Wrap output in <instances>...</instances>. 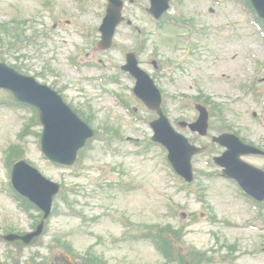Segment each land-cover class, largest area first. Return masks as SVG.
Listing matches in <instances>:
<instances>
[{
    "label": "rangeland",
    "instance_id": "rangeland-1",
    "mask_svg": "<svg viewBox=\"0 0 264 264\" xmlns=\"http://www.w3.org/2000/svg\"><path fill=\"white\" fill-rule=\"evenodd\" d=\"M46 1L0 0V23L14 17L30 20L25 27L29 37L26 46L19 51L0 45V55L8 64L21 65L26 74L52 85L73 108L92 114L90 125L100 132L103 133L107 124L119 128L123 140H112L114 152L107 147L105 139L93 138L74 165L61 166L46 158L37 136L26 137L23 145L32 163L40 166L52 180L68 188L79 187L66 194L72 207L60 197L62 192L54 197L55 209L50 222L46 223L43 243L26 246L21 251V261L36 254L39 260L47 257L50 264H56L55 259L67 252L65 247L53 244L57 238H63L81 256L91 250L109 264H163L165 259L154 248L153 240L142 238L139 228L171 222L175 226H186L181 244L208 251L215 258L226 254L227 249H221L225 241L237 245L242 252L235 262L218 263L220 259H217L208 264H264V255L245 254L246 250L264 242V230H249L244 223L254 218V213L229 185L207 174L219 170L211 161L225 148L215 144L213 152L193 157L199 171L193 186L199 190L200 199L185 193V184L171 174L164 162L163 148L154 142L140 146L152 134L146 118L150 120L155 114L134 98L139 103L137 113L141 116L137 121L128 116L99 83L85 80L108 69L109 73L119 74L121 82L131 88L134 80L121 65L128 49L149 39L147 49L138 54L140 64L155 77L166 96L165 107L175 129L184 131L182 120L196 118L198 101L194 97L205 96L223 104L225 123L251 143L264 148L261 100L264 96V40L249 24L251 11L239 0H222L217 5L212 0H172L169 12H182L186 19L194 18V24L200 28L198 34L186 41L185 30L161 28L147 15L145 8L149 7V0H126L124 14L126 20L132 21L131 26L127 21L119 25L114 46L99 51L95 49L99 35L96 38L88 35L97 31L101 21L98 16L104 14L106 0H86L87 9L78 7L76 0H57L54 7L58 9V21L54 20L50 9L44 8ZM76 50L82 51L77 56L79 67H74L69 59ZM153 59L159 61L157 68ZM88 62L94 63L87 65ZM253 83L260 90L255 96L242 87ZM122 93L133 98L123 90ZM10 109L0 105V157L7 146L17 141L22 117L28 113L26 108ZM39 129L37 126L36 130ZM218 132L219 129L211 130L210 134ZM186 133L195 138L197 144L211 142L210 136L202 138L194 137L189 131ZM130 140L139 141L138 145ZM246 159L264 167V158L249 156ZM7 175L8 171L0 163V182L6 183ZM119 179L131 185L124 189ZM12 198L0 192V235L11 226L16 233L27 232L33 229L36 219L40 220L38 211L32 209L34 218L28 216L16 208ZM211 214L217 219H211ZM227 221L244 228L227 226ZM134 224L138 226L132 227ZM180 241L175 240L179 248ZM13 249L0 242V257L9 264L13 258L10 255H17L11 251Z\"/></svg>",
    "mask_w": 264,
    "mask_h": 264
}]
</instances>
